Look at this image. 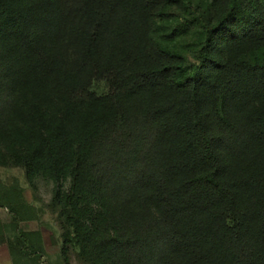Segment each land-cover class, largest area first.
I'll return each instance as SVG.
<instances>
[{
  "label": "trees",
  "instance_id": "trees-1",
  "mask_svg": "<svg viewBox=\"0 0 264 264\" xmlns=\"http://www.w3.org/2000/svg\"><path fill=\"white\" fill-rule=\"evenodd\" d=\"M0 166L88 264H264V0H0ZM22 192L0 242L44 264Z\"/></svg>",
  "mask_w": 264,
  "mask_h": 264
},
{
  "label": "rangeland",
  "instance_id": "rangeland-1",
  "mask_svg": "<svg viewBox=\"0 0 264 264\" xmlns=\"http://www.w3.org/2000/svg\"><path fill=\"white\" fill-rule=\"evenodd\" d=\"M94 89L99 94L108 91L105 82L94 84ZM14 185H18L22 189L25 201L34 208L32 219L21 222L20 227L23 230H39L41 232L45 248V254L41 261L44 264H88L79 257L78 250L73 247L68 248L66 256L62 254L61 219L58 211L51 206L56 184L41 175L29 179L26 176V170L22 167L0 166V227L13 220L4 200L1 199V194L6 188ZM68 186L69 182L63 184L64 189ZM0 264H12L7 244L4 242H0Z\"/></svg>",
  "mask_w": 264,
  "mask_h": 264
}]
</instances>
